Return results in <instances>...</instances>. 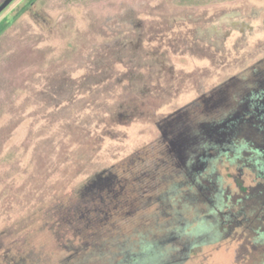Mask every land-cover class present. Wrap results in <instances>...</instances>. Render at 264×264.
I'll return each instance as SVG.
<instances>
[{"label":"rangeland","instance_id":"1","mask_svg":"<svg viewBox=\"0 0 264 264\" xmlns=\"http://www.w3.org/2000/svg\"><path fill=\"white\" fill-rule=\"evenodd\" d=\"M31 1L0 14V264H264L251 214L231 232L221 222L219 239L179 230L212 220L182 185L180 144L195 149L189 137L210 121L192 96L245 68L224 66L223 32L199 36L214 46L199 57L148 33L164 2L169 18L234 21L244 7L264 15V0ZM259 39H248L253 61ZM218 172L234 193L220 222L255 184L237 168Z\"/></svg>","mask_w":264,"mask_h":264},{"label":"flooded vegetation","instance_id":"2","mask_svg":"<svg viewBox=\"0 0 264 264\" xmlns=\"http://www.w3.org/2000/svg\"><path fill=\"white\" fill-rule=\"evenodd\" d=\"M166 3L161 4L162 11L170 16L171 6H167ZM238 10L236 14L230 15V18H236L234 21H229V14H226L228 19H225L223 11L215 14L205 11L202 15H195L197 17L181 15V17L169 18L163 17L165 14H162L161 23L148 27V33L167 40L170 47L175 44L174 40L171 42L172 38L177 37L176 43L183 49L181 53H191L197 57L208 50L206 46L214 47L211 41L202 44L203 41L199 36L204 31L209 37L213 33H217V36L223 32L225 40H222V44L229 48V58H227L229 61L223 63L224 66L229 69L245 68L206 92L200 94L196 92L192 96L198 97L202 116L210 121L196 124L194 134L189 137L196 141L195 149H188V143L180 144L182 153L180 161L187 173L186 179L188 178L182 185H188L189 191L194 192L189 195L193 200H198L202 194L207 210L212 215L210 216L212 220L208 223L207 216H202L197 217L195 224L190 228L186 225L180 227L179 230L183 234L190 231V234L194 235L196 239L194 243L212 234L217 236L216 239L222 238L219 234V231L222 232L221 224L228 223V230L231 232L236 228L234 219L239 217L242 218L240 222L238 221L239 225L253 218L256 223L252 227L258 234L255 242L264 244V55L259 60L253 61L251 51L246 48L250 37L260 35L261 39L253 46L255 48L258 45L263 49L261 54H264V15L249 12L245 7ZM169 19L177 24L170 25ZM128 31L132 33L137 30ZM182 112L186 113L185 110ZM179 140L174 138L176 143ZM189 151L193 154L191 155ZM222 166L230 170L237 168L243 174L253 177L255 185L249 186L244 192L240 191L243 206L238 207L237 215L228 211L225 213L228 216L227 220L219 222L217 217L223 218L220 210L229 209L231 207L229 200L234 196L231 191L229 194L225 192L221 184L218 171ZM253 190L254 197H251L249 193ZM205 193L210 197L204 196ZM184 195L181 199L183 202L188 199L186 198L188 195ZM222 198L228 201L225 203ZM248 199H252L250 200L252 205L248 204ZM249 206L254 208L248 209Z\"/></svg>","mask_w":264,"mask_h":264},{"label":"water","instance_id":"3","mask_svg":"<svg viewBox=\"0 0 264 264\" xmlns=\"http://www.w3.org/2000/svg\"><path fill=\"white\" fill-rule=\"evenodd\" d=\"M14 0H5L1 5H0V14L13 2Z\"/></svg>","mask_w":264,"mask_h":264},{"label":"trees","instance_id":"4","mask_svg":"<svg viewBox=\"0 0 264 264\" xmlns=\"http://www.w3.org/2000/svg\"><path fill=\"white\" fill-rule=\"evenodd\" d=\"M31 2H33V0L31 1ZM30 2V3H31ZM4 27V26H3ZM3 27L2 28H0V32H1V30H3ZM144 260V259H143ZM152 261H150V262H154V261H156V259H151ZM146 261H148V260H146ZM138 261L137 260H133V263L132 264H136ZM157 263V261L156 262H154V263H151V264H156ZM142 264H149V262H147V263H145V262H143Z\"/></svg>","mask_w":264,"mask_h":264}]
</instances>
